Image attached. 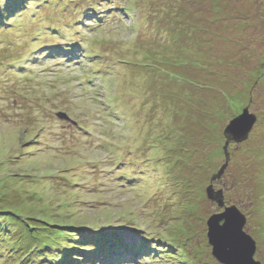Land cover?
<instances>
[{
	"label": "rangeland",
	"instance_id": "1",
	"mask_svg": "<svg viewBox=\"0 0 264 264\" xmlns=\"http://www.w3.org/2000/svg\"><path fill=\"white\" fill-rule=\"evenodd\" d=\"M232 206L264 264V0H0V264H223Z\"/></svg>",
	"mask_w": 264,
	"mask_h": 264
},
{
	"label": "water",
	"instance_id": "2",
	"mask_svg": "<svg viewBox=\"0 0 264 264\" xmlns=\"http://www.w3.org/2000/svg\"><path fill=\"white\" fill-rule=\"evenodd\" d=\"M58 117L68 119L64 113H60ZM255 123L256 118L245 109L242 115L230 123L225 134L229 135V140L244 141ZM208 190L210 198L219 200V206H223L222 191L215 193L213 188ZM246 221V217L235 206L225 208L223 213L216 214L208 220L209 242L215 247L214 257L221 263L262 264L255 260L256 243L244 230Z\"/></svg>",
	"mask_w": 264,
	"mask_h": 264
},
{
	"label": "trees",
	"instance_id": "3",
	"mask_svg": "<svg viewBox=\"0 0 264 264\" xmlns=\"http://www.w3.org/2000/svg\"><path fill=\"white\" fill-rule=\"evenodd\" d=\"M19 1H25V0H19ZM16 6L17 5L8 6V8H9L8 13L11 17L15 13H11L10 10H14L16 13L20 12L19 8ZM230 18H231V16H229V19ZM59 50H62V49H59ZM62 52H64V51L62 50ZM67 232H69V231H67ZM80 233H81L79 235L80 238L78 239V237H77L76 242L78 243V240H81V243H78L77 247H80V245L81 246H88L89 248H92V250L95 251L92 254L98 253L99 256L106 254V258H108L107 259L108 261L111 260V256H113L114 252L120 251L122 248L124 250H126V248H127V252H125L127 254V256H133L135 259H136V257L138 258V254H141V255L145 254V252H146L145 249H148L147 248L148 246L146 247V245H144L143 243H140V244L136 243L137 241L135 239H134L135 243H133V242L126 243L122 238H119L117 240V241H119V243L114 245L115 242H114V239L111 235H110V238H107L106 234H99V235L90 234L89 232H85L82 230H80ZM75 235H76V233H75ZM65 238L70 239L69 235H66ZM124 242H125V246L127 245L126 247H123V245L121 244ZM98 243H100V244H98ZM128 244H129V247H128ZM142 246H145V249ZM128 249H130V250H128ZM87 253L90 254V252H87ZM95 257H97V256L95 255ZM84 259H91V258H89V257L85 258L84 257ZM83 261H84V263H86L85 260H82L81 262H83Z\"/></svg>",
	"mask_w": 264,
	"mask_h": 264
}]
</instances>
